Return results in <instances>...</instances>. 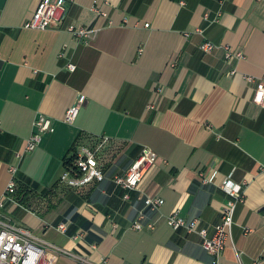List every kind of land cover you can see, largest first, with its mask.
Here are the masks:
<instances>
[{
  "label": "crops",
  "instance_id": "0c3cea01",
  "mask_svg": "<svg viewBox=\"0 0 264 264\" xmlns=\"http://www.w3.org/2000/svg\"><path fill=\"white\" fill-rule=\"evenodd\" d=\"M42 1L0 0V196L12 180L58 195L49 212L46 199L30 210L12 198L2 219L67 251L56 264H211L202 238L166 218L180 211L213 237L230 180L244 202L221 263L264 264V108L245 79L264 81V0H73L57 27L24 28ZM71 25L94 37L76 39ZM205 41L217 48L204 52ZM226 47L244 58L227 60ZM40 115L55 131L26 152ZM80 146L97 151L106 179L72 188L61 178ZM145 149L158 159L138 191L117 186ZM139 196L165 201L150 213L155 230L132 228ZM74 213L93 237L58 229Z\"/></svg>",
  "mask_w": 264,
  "mask_h": 264
},
{
  "label": "built area",
  "instance_id": "2783aa9c",
  "mask_svg": "<svg viewBox=\"0 0 264 264\" xmlns=\"http://www.w3.org/2000/svg\"><path fill=\"white\" fill-rule=\"evenodd\" d=\"M67 1L72 2L73 0H43L33 16L24 23V28L45 31L57 27L64 19ZM68 31L80 41L91 40L94 37V31L88 28H77L71 25ZM216 48L215 44L209 41H205L202 45L204 52H211ZM234 58L242 59L244 56L241 53L235 54L231 48L226 47V59L230 61ZM69 68L72 71L76 70L74 65H70ZM245 79L249 83L256 84L254 103L264 108V81L254 77H245ZM84 101L81 98L79 104L68 110L65 119L67 123H74L77 120ZM53 124V120L45 115L37 118L35 133L28 142L26 152L34 151L42 143L44 135L55 131ZM96 153L97 151L88 147H76L73 156L66 164V171L61 182L72 188H82L95 181H104L106 176L97 165ZM23 157L24 154H18L16 162L10 166V173L13 177L17 174ZM157 159L158 155L155 152L145 149L125 174L114 178L115 184L128 192L138 191L145 173L156 164ZM222 188L232 199L224 207L221 221L216 225L213 237H209L208 230L201 227L199 219L187 221L180 215V211H175L166 218L167 224L173 230L185 229L188 233L197 234L202 238V247L211 256V264H222L221 258L232 239L238 206L244 202V193L232 181H224ZM16 192L17 184L15 180H12L7 192L0 196V264H56L58 257L68 254L67 251L41 242L27 229L12 225L2 219V210L5 209L7 202L13 201L12 198ZM125 199L129 201L131 196L127 194ZM137 200L143 204V208L133 221L132 228L136 231L155 230L156 225L151 222L150 213L158 214L165 201L159 197L143 196H139ZM58 229L66 234L69 227L64 223L59 225Z\"/></svg>",
  "mask_w": 264,
  "mask_h": 264
},
{
  "label": "trees",
  "instance_id": "16d2710c",
  "mask_svg": "<svg viewBox=\"0 0 264 264\" xmlns=\"http://www.w3.org/2000/svg\"><path fill=\"white\" fill-rule=\"evenodd\" d=\"M34 193H35V190L20 187V189L17 190V192L13 196V198L17 202H19V204H21L22 206H24L30 210H34V204H35L34 201H36V205L39 206L40 204H42V202H43L42 200L46 199L47 200V202H46L47 212H49V211H51V209H53V206H52L53 201L52 200L56 195H58V193L55 190L49 191V192L45 191V192H43L44 195H40L39 198L34 197ZM72 222L73 223L70 226L69 231H68V234L70 236H73V235L79 233L80 231H84V232H87L89 234V238L93 237V233L91 232V228L93 225L88 220L81 217L77 213H74L73 217H72Z\"/></svg>",
  "mask_w": 264,
  "mask_h": 264
}]
</instances>
